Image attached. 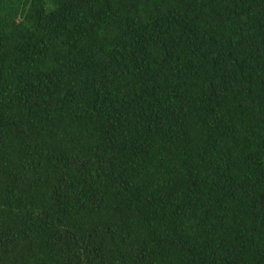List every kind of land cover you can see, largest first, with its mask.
<instances>
[{"label":"trees","instance_id":"obj_1","mask_svg":"<svg viewBox=\"0 0 264 264\" xmlns=\"http://www.w3.org/2000/svg\"><path fill=\"white\" fill-rule=\"evenodd\" d=\"M0 264H264V0H0Z\"/></svg>","mask_w":264,"mask_h":264}]
</instances>
